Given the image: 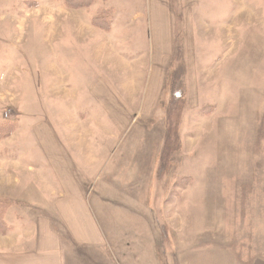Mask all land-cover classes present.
I'll return each instance as SVG.
<instances>
[{"label":"rangeland","instance_id":"1","mask_svg":"<svg viewBox=\"0 0 264 264\" xmlns=\"http://www.w3.org/2000/svg\"><path fill=\"white\" fill-rule=\"evenodd\" d=\"M107 2L121 12L116 30L131 28L134 37L115 49L125 56L122 70L111 63L114 50L100 56L96 38L74 33L78 20L96 27L85 7L0 0V127L12 128L0 138V201L16 211L22 200L52 205L41 193L50 186L44 176L58 184L51 139L94 225L87 240H103L113 264H252L250 206L264 203V0H196L193 8L168 0L174 47L158 102L176 90L185 101L172 169L159 157L165 105L143 116L158 56L169 51L156 44L167 41L165 0H94L92 13ZM103 81L132 103L127 124L117 127L97 101ZM250 181L259 185L251 194Z\"/></svg>","mask_w":264,"mask_h":264},{"label":"crops","instance_id":"2","mask_svg":"<svg viewBox=\"0 0 264 264\" xmlns=\"http://www.w3.org/2000/svg\"><path fill=\"white\" fill-rule=\"evenodd\" d=\"M183 1H189L190 8L196 6V0ZM165 3L167 11H163H166L164 15L167 18V41L162 42L161 38L157 37L156 44L158 48H168L169 51L166 49L164 53H160L158 56V64L159 66L162 65V69H158V76L156 78L157 89L153 100L150 99L149 101L146 113L144 112L146 94L143 96L142 110L140 111L142 113L144 112L143 116L145 118L149 117L155 104L156 107L157 104L158 107H160L158 102V86L163 80L162 70L163 65H165L164 62L166 63L174 47L170 36L171 15L168 12V0H165ZM85 11L89 14L90 19L94 16L106 14L110 22V27L105 30L98 26L93 27L91 24L82 23L78 20V24H74V33L77 35L80 34L79 37L84 36L86 33L90 35L91 39L96 38L98 40L97 48L100 56L105 55V57H107L109 52L112 54L114 50L111 63L118 65L117 70H122L121 66L124 64L125 56L115 51V49L123 47L125 44L124 38L132 39L134 37L129 35L131 28L121 27V29L116 30L118 26L114 24V22L116 13L121 14L120 10H117L115 5L107 2V5L102 6L100 4L97 7V14H93L91 8L90 12L87 11L86 8ZM183 14L188 17L186 11L185 13L183 12ZM134 17L139 18V13H135L133 15V18ZM116 20L119 21L118 16ZM125 32H127L126 35H124ZM193 54L194 52L189 54L187 59L185 58L186 64H191ZM127 63L125 64L126 68L129 67ZM151 63H153V59H151ZM190 80L188 91L189 100L190 97L192 98L193 92L192 76ZM95 90L96 95L97 93L101 94V98L97 101H100L108 113L112 115L111 118H113V123L117 127L127 124L128 122H124L126 121L125 114L128 111L129 113L132 111L130 108L132 103H129V99L122 100L121 95L117 98L115 92L110 90V86L105 81L101 84L97 83L95 85ZM90 98L91 100L93 99L92 97ZM48 141L50 145L54 147L56 153L53 166L57 169L56 177L58 184L49 174L44 176L43 179L49 181L50 186L47 185L48 187L43 188L41 193L43 195H49L50 198H48V200L53 199L54 201L52 205H50L48 202L44 204V202L41 201L30 202L22 200L20 203H26L27 205L24 206L25 209L20 208V210L17 211L12 208L13 201H9L11 205L6 212H4L3 218L9 225L10 230L9 233L5 235L0 234V264H113L114 258L110 252L105 249L103 240L96 243H90L87 240L86 230L91 231L92 226L94 227L89 212L83 205L78 185L71 172L66 167L56 143L51 139H48ZM263 144L264 142L262 145ZM18 182V179L14 178V184ZM3 183H5V181ZM1 184L2 183H0V185ZM12 186L14 187V185ZM258 188V184L254 185L252 181L249 182L250 194L257 191ZM11 189L13 188L11 187ZM259 189L260 192L264 194V185ZM10 209H13V221L9 223V221H7V216ZM78 210L82 211V213ZM250 210H252L249 218L250 227L248 226L246 235L248 236L251 252L254 253L252 264H264V203L257 200V198H253ZM82 218L84 219L83 221ZM243 226L244 224L241 225V227ZM94 236H96V234Z\"/></svg>","mask_w":264,"mask_h":264},{"label":"trees","instance_id":"3","mask_svg":"<svg viewBox=\"0 0 264 264\" xmlns=\"http://www.w3.org/2000/svg\"><path fill=\"white\" fill-rule=\"evenodd\" d=\"M64 2L69 7H85L88 9L92 6L94 0H64ZM91 21L95 26H98L105 30L110 27V22L108 21V16L106 14L93 17ZM184 102V97L178 90H176L175 92L172 91L167 99L164 98L163 102L161 101V103H163L162 106L165 105L167 111L165 141L163 150L161 152V155L159 156L165 168L172 169L171 166L172 160L174 159V154H176L177 151L180 150L179 136L176 134V132L179 123L178 115L182 110ZM4 128L5 127H0V138L9 136L11 134L12 128L7 132L3 131ZM7 205H9L8 201H0V233H7L10 230L9 225L3 218L4 209L7 207Z\"/></svg>","mask_w":264,"mask_h":264}]
</instances>
